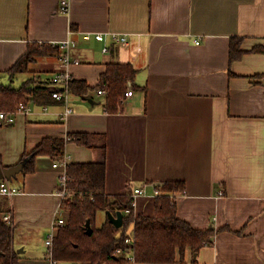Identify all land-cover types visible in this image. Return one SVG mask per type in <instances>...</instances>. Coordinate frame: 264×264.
<instances>
[{"label":"crops","instance_id":"0c3cea01","mask_svg":"<svg viewBox=\"0 0 264 264\" xmlns=\"http://www.w3.org/2000/svg\"><path fill=\"white\" fill-rule=\"evenodd\" d=\"M93 33L105 41L83 39ZM112 35L127 44L113 43ZM232 38L242 39L245 53L230 62ZM65 40L75 42L70 54L80 60L70 67L72 79L95 86L107 64L129 63L137 88L115 114L104 112V94L95 91L71 95L65 119L59 101L46 114L30 103L31 114L0 122V167L22 164L44 138L104 135L107 195L144 189L133 214L152 216L155 188L182 183L174 194L178 217L214 232L195 264H264V52H250L264 48V0H70L67 13L59 0H0V85L19 88L45 71L52 78L53 57L38 58L28 73L11 77L8 70L30 44ZM64 154L68 164L99 157L75 140ZM54 161L37 156L32 173L22 168L8 181L19 190L7 198L16 253L32 235L52 230L62 200V168L54 169ZM107 218L104 212L102 224ZM16 232L23 249L15 246ZM24 254L17 253L16 264H55ZM193 257L186 250L184 264H194Z\"/></svg>","mask_w":264,"mask_h":264},{"label":"trees","instance_id":"16d2710c","mask_svg":"<svg viewBox=\"0 0 264 264\" xmlns=\"http://www.w3.org/2000/svg\"><path fill=\"white\" fill-rule=\"evenodd\" d=\"M241 42L239 38L230 40V62L238 60L245 53ZM250 52H264V48L256 47ZM61 54L62 50L58 46L32 43L8 73L11 77L17 73H28L29 65L38 58L59 59ZM135 75L136 70L129 63L111 62L95 86L72 79L69 91L76 97L100 91L104 94V112L115 114L123 109L121 99L129 88L128 84H131L130 88H137L133 84ZM54 88L50 81L37 78L27 79L19 88L0 85V112L13 113L20 104L52 105L56 102L52 97ZM67 138H44L30 153H24L20 161L25 163L23 172L32 173L37 156H49L60 161L65 155L67 142L74 140L98 151L99 157L95 162L67 165L68 195L59 206L65 225L55 230L51 254H47L52 261L70 264H128L125 255H116V250L131 249L134 264H184L186 250L191 251L193 262L196 263L195 256L203 246L211 244L214 232L213 229H194L178 217L174 194L183 191L182 183L164 182L156 187L159 196L155 197L152 216H135L133 213L125 215V210L133 211L132 189L128 187L122 195L110 196L105 193V136L79 133L70 134ZM100 211L113 217L121 213L122 226L115 228L108 218L97 226L96 216ZM9 212L8 199L0 196V264H16L20 258L12 250L13 228L5 224L1 217ZM130 226L131 234H127ZM129 237L132 245L125 243Z\"/></svg>","mask_w":264,"mask_h":264},{"label":"built area","instance_id":"2783aa9c","mask_svg":"<svg viewBox=\"0 0 264 264\" xmlns=\"http://www.w3.org/2000/svg\"><path fill=\"white\" fill-rule=\"evenodd\" d=\"M69 5H70V0H59V11L63 13H67L69 10ZM112 42L115 44H121V45H126L127 41L125 37L118 36V35H112ZM83 39L86 41L89 40H95L97 42H104L105 37L101 33H93V34H85L83 35ZM198 44V42H196ZM58 47L62 50V54L60 58L58 59V70L53 74L51 78V84L54 88L52 91V97L56 100L59 101L62 106L64 107V112L61 114V118L65 119L68 115L72 113V110L69 107V102H70V91H69V84L70 81L72 80V76L70 73V67L71 66H77L80 64V60L78 58H73L70 54V51L75 47V42L71 40H65L62 43L58 45ZM108 49L104 47L102 49V52L106 53ZM98 93H101L100 91ZM132 96V91L129 89L125 92L123 98L121 99V103L124 101L125 98L131 97ZM47 106H41L42 113L46 114L47 113ZM32 106L30 105H25V104H20L17 108V110L13 113L10 114H5L4 112H0V122L2 124L6 125H11L15 121V117L17 115H28L32 113ZM68 165V157L65 155L61 158L60 161H54L52 163V167L55 168H62V173L59 178V186H60V196L62 199L68 195L67 192V177H66V168ZM19 190L11 186L8 181L6 180H0V196H4L6 198H12L16 193H18ZM153 195L155 197L159 196V191L155 188ZM138 196H146V193L144 189H134L132 193V209L134 210L136 207V200ZM133 211L131 209H127L124 211L125 215H130L132 214ZM2 220L5 224L12 226V221L10 215H4L1 216ZM65 225V219L63 212L61 211L60 208L57 209L56 211V218L52 224V232L45 241V246L48 249V254L50 256L52 244H53V238L55 235V230L57 227H62ZM125 243L128 245H132V239L129 237L125 240ZM124 254L126 257V260L128 261V264H134V257L132 255L131 249L127 250H121L118 249L116 250V255H122ZM53 263L56 264V262L53 261Z\"/></svg>","mask_w":264,"mask_h":264},{"label":"rangeland","instance_id":"374dc122","mask_svg":"<svg viewBox=\"0 0 264 264\" xmlns=\"http://www.w3.org/2000/svg\"><path fill=\"white\" fill-rule=\"evenodd\" d=\"M41 78H42V80H46L47 78H51V73L48 72V71L42 72ZM15 86H17V85H15ZM93 96L96 99H98V100H101V98H102L101 96H99L96 93H93ZM103 215H104L103 211H100L97 214V216H96V224H98V225L102 224ZM65 216H67V215H65ZM131 231H132V227L130 226L128 228V230H127V234H131ZM51 232L52 231L50 230L49 232H45L44 234H39V235L36 234V235H32V236L30 235L31 238L27 239V241H29V243H27V246H26L25 249H23L24 248L23 245L20 244V242H24V241H20L21 239L18 238V234L16 232L15 237H14L15 246L16 247L19 246V248H17V249H21V248L23 249V251L25 252V254L23 255V256H25V259H32L33 256H36V257H44L45 256V260H48L49 256L45 255L46 252L48 254V249L45 246V241L47 240V238L49 237ZM57 264H70V263L59 262Z\"/></svg>","mask_w":264,"mask_h":264},{"label":"water","instance_id":"95a60500","mask_svg":"<svg viewBox=\"0 0 264 264\" xmlns=\"http://www.w3.org/2000/svg\"><path fill=\"white\" fill-rule=\"evenodd\" d=\"M24 161L22 164L17 165L15 167H10V168H2L0 167V180H6L9 181L11 178H13L17 173H19L23 166H24ZM109 222L117 229H119L122 226V214L118 213L116 217H113L111 215H108ZM22 250H18L17 253H22Z\"/></svg>","mask_w":264,"mask_h":264}]
</instances>
